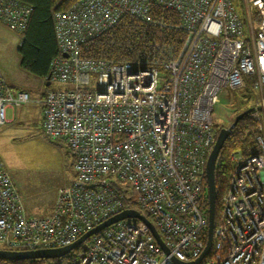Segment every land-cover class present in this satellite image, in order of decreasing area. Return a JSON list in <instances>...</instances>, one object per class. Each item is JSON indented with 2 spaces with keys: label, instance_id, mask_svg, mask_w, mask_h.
I'll return each instance as SVG.
<instances>
[{
  "label": "built area",
  "instance_id": "built-area-1",
  "mask_svg": "<svg viewBox=\"0 0 264 264\" xmlns=\"http://www.w3.org/2000/svg\"><path fill=\"white\" fill-rule=\"evenodd\" d=\"M152 8L173 13L176 22L152 20ZM30 13L17 1L0 0V24L12 33L25 30ZM124 16L184 37L178 47L153 45L156 55L135 63L79 56L82 44ZM52 19L58 55L46 79L63 88L45 93L41 126L46 136L65 142L75 176L57 190L49 216L28 217L0 159V245L63 248L132 209L148 214L168 253L142 222L124 219L57 264L196 260L207 235L199 206L217 135L213 107L223 89L241 90L249 78L260 97L249 114L257 154L229 155L226 190L200 264H264V0H78ZM27 102L29 95L12 93L0 73V126L7 108Z\"/></svg>",
  "mask_w": 264,
  "mask_h": 264
},
{
  "label": "trees",
  "instance_id": "trees-1",
  "mask_svg": "<svg viewBox=\"0 0 264 264\" xmlns=\"http://www.w3.org/2000/svg\"><path fill=\"white\" fill-rule=\"evenodd\" d=\"M30 9V16L22 36L18 54L20 67L40 78H47L51 61L58 55L55 41L53 14L71 8L78 0H14ZM152 20L162 21L165 25L176 22L171 12H161L158 8L150 11ZM184 35L181 32L155 27L145 20L132 16H124L113 28L99 37L89 40L79 48V56L84 59L106 61L112 63L139 62L146 57H154L153 45L163 44L176 47L181 44ZM247 82L251 80L246 79ZM238 114V113H237ZM215 129V128H214ZM219 130H215L216 134ZM256 123L244 116L233 128L219 151L214 168L215 184V216L218 212L219 200L224 194L231 167L229 155L233 152L243 155L257 154L254 138ZM204 217L207 216V195L205 179L202 184V196L199 206ZM149 221L146 212L142 213ZM137 222V221H134ZM205 240V238H204ZM4 250H6L4 248ZM82 251L77 249L74 253ZM70 259V255L54 260H1L0 264H57Z\"/></svg>",
  "mask_w": 264,
  "mask_h": 264
},
{
  "label": "rangeland",
  "instance_id": "rangeland-1",
  "mask_svg": "<svg viewBox=\"0 0 264 264\" xmlns=\"http://www.w3.org/2000/svg\"><path fill=\"white\" fill-rule=\"evenodd\" d=\"M16 35L17 33L14 34L7 29H0V70H7L11 74L14 73L11 67L19 57L17 52L19 44L14 37ZM61 88H63L61 83L51 82L48 90ZM259 98V93L251 81L246 82L241 90L223 89L211 114L215 130L227 128L239 113L254 108ZM2 158L1 161L9 174L11 172L17 174L19 179L23 178L38 188V216L53 204L57 190L67 186L74 179L73 158L65 142L52 139L44 132L38 134V139H28L25 146L5 148ZM125 190L131 195L129 190L126 188ZM86 245L87 242H84L81 248H85ZM4 248L0 245V249Z\"/></svg>",
  "mask_w": 264,
  "mask_h": 264
},
{
  "label": "crops",
  "instance_id": "crops-1",
  "mask_svg": "<svg viewBox=\"0 0 264 264\" xmlns=\"http://www.w3.org/2000/svg\"><path fill=\"white\" fill-rule=\"evenodd\" d=\"M0 29L3 30L6 28L0 24ZM14 37L17 38L18 46H20L22 36L17 34ZM11 69H14V73L12 74L7 72V70H0L4 81L12 93H15L16 91L26 92L29 95V102L18 108H7L5 110L6 122L4 125L0 126L1 160L5 154V148L25 146V142L28 139H38V134L41 132L43 133L41 126L42 100L51 83H48L46 78H40L24 71L20 67V56L18 57L17 62L12 65ZM9 176L11 177L14 188L21 198L26 216L43 218L51 214L55 200L47 210H43L38 216V188L35 187L33 183L25 181L23 178L19 179L17 174L14 175L11 172Z\"/></svg>",
  "mask_w": 264,
  "mask_h": 264
},
{
  "label": "water",
  "instance_id": "water-1",
  "mask_svg": "<svg viewBox=\"0 0 264 264\" xmlns=\"http://www.w3.org/2000/svg\"><path fill=\"white\" fill-rule=\"evenodd\" d=\"M62 57L66 58L67 55L63 54ZM48 79V77H47ZM48 82V81H47ZM49 83V82H48ZM254 108H249L242 113L235 116L233 122L225 129H221L218 131L215 139V143L213 146L212 151L210 152L206 164H205V171H204V178H205V185H206V195H207V235H206V243L205 247L200 254V256L190 263H178L177 264H200L202 259L208 254L211 246L212 241V230L214 227V214H215V184H214V168L216 159L218 157L219 151L222 148L223 143L230 135L233 128L237 125V123L244 117L248 116L251 112H253ZM124 219H133L139 222H142L149 230L150 234L152 235L156 244L164 250L165 253H168V250L164 247V244L158 235L157 231L153 227L152 223L145 218L142 214L138 211L129 209L125 210L119 215L110 218L109 220L101 223L97 227L93 228L92 230L88 231L84 235H82L78 240L72 243L69 246L58 248V249H43V250H34V251H11V250H4L0 249V259L7 260V261H24V260H54L60 259L65 257L70 252L75 251L87 238L91 235L101 231L105 227L113 224L116 221L124 220Z\"/></svg>",
  "mask_w": 264,
  "mask_h": 264
},
{
  "label": "flooded vegetation",
  "instance_id": "flooded-vegetation-1",
  "mask_svg": "<svg viewBox=\"0 0 264 264\" xmlns=\"http://www.w3.org/2000/svg\"><path fill=\"white\" fill-rule=\"evenodd\" d=\"M242 113V112H241ZM240 114V113H239Z\"/></svg>",
  "mask_w": 264,
  "mask_h": 264
}]
</instances>
